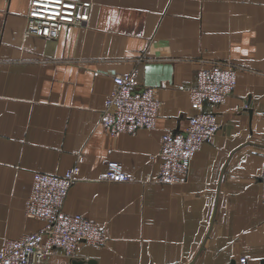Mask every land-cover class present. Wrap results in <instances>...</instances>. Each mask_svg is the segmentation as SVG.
Here are the masks:
<instances>
[{
    "label": "crops",
    "instance_id": "1",
    "mask_svg": "<svg viewBox=\"0 0 264 264\" xmlns=\"http://www.w3.org/2000/svg\"><path fill=\"white\" fill-rule=\"evenodd\" d=\"M29 1L0 0V246L43 225L24 213L33 172L61 174L81 154L62 208L103 225L106 241L52 248L40 264H264V0H88L86 23L24 38ZM211 60L242 66L206 105L217 130L184 182L159 183L161 135L186 125ZM134 66L161 101L155 124L110 135L100 110L112 76ZM110 159L131 179H101Z\"/></svg>",
    "mask_w": 264,
    "mask_h": 264
},
{
    "label": "built area",
    "instance_id": "2",
    "mask_svg": "<svg viewBox=\"0 0 264 264\" xmlns=\"http://www.w3.org/2000/svg\"><path fill=\"white\" fill-rule=\"evenodd\" d=\"M90 2L76 0H30L26 13L23 37L37 34L45 38L57 37L66 25H82L89 18ZM207 67L199 68L196 82L189 90L190 106L194 113L186 125L177 131L161 135L156 180L159 183L184 182L190 161L201 144L216 132L218 124L207 104L223 102L235 85L237 70L242 66L228 60H211ZM138 67L112 76L114 86L100 110L98 122L110 135L133 133L139 128L154 126L161 101L151 87H138ZM260 174L261 202L264 204V151ZM82 155L65 172L34 171L24 213L39 218L43 225L18 238L7 239L0 246V264H40L48 251L59 248L73 256L80 243L101 245L106 241L105 227L79 213H67L63 203L69 187L77 180ZM108 181H128L119 161L110 159L100 176ZM240 256L236 264H245Z\"/></svg>",
    "mask_w": 264,
    "mask_h": 264
},
{
    "label": "water",
    "instance_id": "3",
    "mask_svg": "<svg viewBox=\"0 0 264 264\" xmlns=\"http://www.w3.org/2000/svg\"><path fill=\"white\" fill-rule=\"evenodd\" d=\"M70 264H95L94 259L71 258Z\"/></svg>",
    "mask_w": 264,
    "mask_h": 264
}]
</instances>
